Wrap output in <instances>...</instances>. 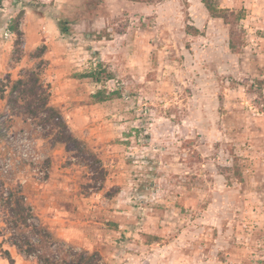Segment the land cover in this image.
I'll list each match as a JSON object with an SVG mask.
<instances>
[{
    "label": "rangeland",
    "instance_id": "rangeland-1",
    "mask_svg": "<svg viewBox=\"0 0 264 264\" xmlns=\"http://www.w3.org/2000/svg\"><path fill=\"white\" fill-rule=\"evenodd\" d=\"M212 2L235 50L201 0H0V87L37 71L86 148L0 95V191L50 235L19 252L0 204V264H264V0Z\"/></svg>",
    "mask_w": 264,
    "mask_h": 264
},
{
    "label": "trees",
    "instance_id": "trees-1",
    "mask_svg": "<svg viewBox=\"0 0 264 264\" xmlns=\"http://www.w3.org/2000/svg\"><path fill=\"white\" fill-rule=\"evenodd\" d=\"M138 1V0H131ZM213 0H201L206 11L212 18L222 20L230 27L229 31V48L236 49L238 43V35L235 30L236 22L240 20V14L229 9L216 8ZM66 29L62 28V32ZM239 44V43H238ZM7 85L0 87V95L6 101L10 108H19L24 114L30 115L32 118H41L43 124L50 126V131L53 132L55 143L64 145L68 150L70 148L76 151L86 152V148L80 141L74 138L67 129L58 109L49 106L48 90L44 87L40 74L32 69L25 70L21 73L18 79L12 81L8 75L6 78ZM7 95L5 96V93ZM92 158L94 156L90 153ZM0 204L2 209L6 211L5 224L9 229L10 244L19 252L26 256H30L37 250L35 244L30 241V235L38 238L50 237L42 228L32 222L34 214L32 208L27 204L21 191L10 189L7 193L0 191ZM29 231V232H27ZM2 231H0V235ZM30 234V235H28ZM46 235V236H45ZM8 256V252L4 251ZM42 258V257H41ZM39 264H46L47 260H41ZM92 257L79 256L75 264H92Z\"/></svg>",
    "mask_w": 264,
    "mask_h": 264
},
{
    "label": "crops",
    "instance_id": "crops-1",
    "mask_svg": "<svg viewBox=\"0 0 264 264\" xmlns=\"http://www.w3.org/2000/svg\"><path fill=\"white\" fill-rule=\"evenodd\" d=\"M169 3H171V2H169ZM162 4H165V3L164 2L163 3L160 2V3H157L155 5L151 4V5H149V7L150 8H154V9H155V7H157L158 9H160ZM149 7H148V9H149ZM191 8H193V7L191 6ZM115 13H117V9L114 7L113 9H111V12H110L108 17L113 18V15ZM158 19H160V18H158ZM43 21H44V23H43L42 27L44 29V32L46 30L48 31L47 32L48 34H52L53 32H57V29L55 28L56 27V23H55L54 20H50V19L47 18V19H43Z\"/></svg>",
    "mask_w": 264,
    "mask_h": 264
}]
</instances>
